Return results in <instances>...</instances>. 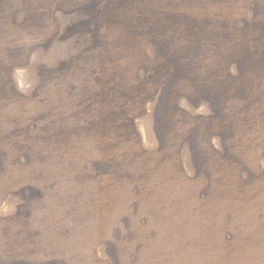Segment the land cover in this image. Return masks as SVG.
Segmentation results:
<instances>
[{
  "label": "rangeland",
  "instance_id": "374dc122",
  "mask_svg": "<svg viewBox=\"0 0 264 264\" xmlns=\"http://www.w3.org/2000/svg\"><path fill=\"white\" fill-rule=\"evenodd\" d=\"M0 264H264V0H0Z\"/></svg>",
  "mask_w": 264,
  "mask_h": 264
},
{
  "label": "trees",
  "instance_id": "16d2710c",
  "mask_svg": "<svg viewBox=\"0 0 264 264\" xmlns=\"http://www.w3.org/2000/svg\"><path fill=\"white\" fill-rule=\"evenodd\" d=\"M180 60H184V58H178L176 61L173 60L169 66H168V71L172 70V69H178V66L180 65Z\"/></svg>",
  "mask_w": 264,
  "mask_h": 264
}]
</instances>
